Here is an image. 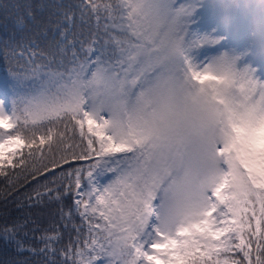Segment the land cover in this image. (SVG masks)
Returning a JSON list of instances; mask_svg holds the SVG:
<instances>
[{"label": "snow or ice", "instance_id": "snow-or-ice-1", "mask_svg": "<svg viewBox=\"0 0 264 264\" xmlns=\"http://www.w3.org/2000/svg\"><path fill=\"white\" fill-rule=\"evenodd\" d=\"M24 7L0 42V199L59 221L35 248V221L5 219L0 241L45 264H264V58L243 51L264 9L251 32L208 0Z\"/></svg>", "mask_w": 264, "mask_h": 264}, {"label": "trees", "instance_id": "trees-1", "mask_svg": "<svg viewBox=\"0 0 264 264\" xmlns=\"http://www.w3.org/2000/svg\"><path fill=\"white\" fill-rule=\"evenodd\" d=\"M77 3V0H0V5H7V9L4 7H0V42L7 35H11L13 31H15V17L18 13L25 12V5L30 4L32 6V11L34 14H37L42 19H47L50 12L54 11L51 7L53 5L61 4V5H74ZM19 5V9L15 6ZM43 6V7H41ZM2 71H0V75H2ZM61 127H63L61 125ZM74 166L76 162H73ZM86 163V162H80ZM23 183V181H21ZM4 187L3 178L0 177V189ZM31 188L28 184H24L23 187L19 189V193L21 195V201L25 200L24 193L30 192ZM58 206L55 204L52 205H44L29 208L26 206L18 207L12 199H9L7 205H5L4 200L0 199V224L7 222L9 224L19 221L23 223L26 219L29 221H35L33 224L31 222L28 223L27 228L24 231H28V237L25 238L23 235V231L19 234L18 238L24 239L25 246L31 245L32 247L39 248L42 245L38 244L34 239H31L33 235L39 236L40 231L33 233L31 229L33 227H38L39 229L49 227L54 221H59V214L57 211ZM77 223L79 220L77 219ZM62 227V225H61ZM64 239L61 245L58 247L66 245L69 240L70 234L68 232H64ZM71 235H74L72 233ZM24 261L27 260L28 264H45L46 258L42 255H32L29 252L17 253L15 247L13 245H5L3 241H0V264H7L9 261Z\"/></svg>", "mask_w": 264, "mask_h": 264}, {"label": "clouds", "instance_id": "clouds-1", "mask_svg": "<svg viewBox=\"0 0 264 264\" xmlns=\"http://www.w3.org/2000/svg\"><path fill=\"white\" fill-rule=\"evenodd\" d=\"M209 4H222L245 17L248 21L251 32L259 27V21L251 14L255 8L264 9V0H208ZM247 57L253 59L264 58V43H254L243 50Z\"/></svg>", "mask_w": 264, "mask_h": 264}, {"label": "rangeland", "instance_id": "rangeland-1", "mask_svg": "<svg viewBox=\"0 0 264 264\" xmlns=\"http://www.w3.org/2000/svg\"><path fill=\"white\" fill-rule=\"evenodd\" d=\"M184 2V0H176V3L179 4V3H182ZM198 25H194L193 27H197Z\"/></svg>", "mask_w": 264, "mask_h": 264}]
</instances>
